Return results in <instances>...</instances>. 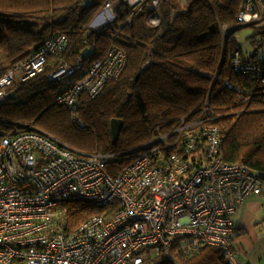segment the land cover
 Wrapping results in <instances>:
<instances>
[{"label": "built area", "instance_id": "2783aa9c", "mask_svg": "<svg viewBox=\"0 0 264 264\" xmlns=\"http://www.w3.org/2000/svg\"><path fill=\"white\" fill-rule=\"evenodd\" d=\"M133 9L124 24L143 9L157 25L159 0H123ZM114 2L107 0L89 24L99 32L115 24ZM237 24L259 26L264 0H242ZM122 24V25H124ZM220 35L230 31L220 26ZM95 46L87 38L76 52L64 34L46 40L24 60L0 74V103L15 82H24L51 67L47 80L59 83L55 99L66 108L71 123L78 98L93 99L126 65L125 53L112 42L103 56L85 64L84 50ZM232 69L264 86V58L245 62L239 51ZM264 100V96H263ZM221 116L206 105L200 115L179 118L166 131L156 129L137 154L116 175L106 165L121 153L84 155L33 124L0 140V264H143L150 256L173 261L172 240L181 237L183 250L202 245L219 248L229 264L236 261L231 242L244 202L264 192L262 172L222 162ZM70 203L118 210L107 217L93 215L80 224L69 215Z\"/></svg>", "mask_w": 264, "mask_h": 264}, {"label": "trees", "instance_id": "16d2710c", "mask_svg": "<svg viewBox=\"0 0 264 264\" xmlns=\"http://www.w3.org/2000/svg\"><path fill=\"white\" fill-rule=\"evenodd\" d=\"M106 1L0 0V74L58 34H64L76 52L84 38L94 44V51L85 56L86 65L99 60L112 42L126 55L117 80L93 99L85 94L78 98L79 125L55 103L59 83L47 80L50 66L12 84L0 103V140L19 129L15 123L33 124L81 154H123L106 165V172L114 176L137 155L128 152L148 142L156 129H171L179 118H197L207 103L221 116L214 124L221 130L222 162L262 172L264 180V86L235 73L231 64L234 51L248 63L264 58L258 56L264 30L254 29L247 38L251 52L235 38L244 27L235 18L242 0H184L183 9L172 0H159L157 25L149 23L146 9L124 24L133 9L123 0H112L119 28L110 24L91 32L89 24ZM220 26L230 27L224 39ZM112 120L123 123L116 145L111 143ZM117 210V203L112 208L69 204L76 224ZM181 241L172 240V262L155 255L143 264H229L219 248L183 250Z\"/></svg>", "mask_w": 264, "mask_h": 264}, {"label": "crops", "instance_id": "0c3cea01", "mask_svg": "<svg viewBox=\"0 0 264 264\" xmlns=\"http://www.w3.org/2000/svg\"><path fill=\"white\" fill-rule=\"evenodd\" d=\"M232 249L239 264H264V192L245 201L237 216Z\"/></svg>", "mask_w": 264, "mask_h": 264}, {"label": "rangeland", "instance_id": "374dc122", "mask_svg": "<svg viewBox=\"0 0 264 264\" xmlns=\"http://www.w3.org/2000/svg\"><path fill=\"white\" fill-rule=\"evenodd\" d=\"M176 1L175 2L177 4H179V6H180V3H182V0H176ZM254 29L264 30V21L259 26H254V25H253V27H251V26H244L239 31H237L235 33V38H236L237 42L239 43V45L244 50H246L248 52L253 51V46L252 45H249V43L247 41V38L254 33ZM88 54H89V50L88 49L84 50L83 55L84 56H87ZM258 56L261 57V58L264 57V42L261 44V47H260L259 52H258ZM153 256H155V255H153Z\"/></svg>", "mask_w": 264, "mask_h": 264}, {"label": "water", "instance_id": "95a60500", "mask_svg": "<svg viewBox=\"0 0 264 264\" xmlns=\"http://www.w3.org/2000/svg\"><path fill=\"white\" fill-rule=\"evenodd\" d=\"M123 123L120 120H112L110 122V129H111V135H112V140L111 143L112 145H116L122 130Z\"/></svg>", "mask_w": 264, "mask_h": 264}, {"label": "bare ground", "instance_id": "6f19581e", "mask_svg": "<svg viewBox=\"0 0 264 264\" xmlns=\"http://www.w3.org/2000/svg\"><path fill=\"white\" fill-rule=\"evenodd\" d=\"M238 216V215H237ZM237 216L234 217L235 221L237 220ZM235 232V231H234ZM234 236V235H233ZM231 246H232V242H231Z\"/></svg>", "mask_w": 264, "mask_h": 264}, {"label": "flooded vegetation", "instance_id": "af4514ba", "mask_svg": "<svg viewBox=\"0 0 264 264\" xmlns=\"http://www.w3.org/2000/svg\"><path fill=\"white\" fill-rule=\"evenodd\" d=\"M7 69H8V68H7ZM7 69H6V70H7ZM6 70H5V71H6ZM2 73H3V72H2ZM2 73H1V74H2Z\"/></svg>", "mask_w": 264, "mask_h": 264}]
</instances>
